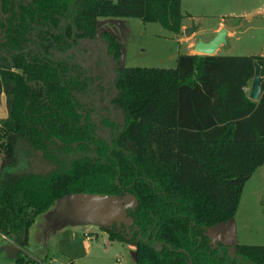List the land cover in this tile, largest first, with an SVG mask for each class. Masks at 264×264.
Listing matches in <instances>:
<instances>
[{
	"label": "trees",
	"instance_id": "16d2710c",
	"mask_svg": "<svg viewBox=\"0 0 264 264\" xmlns=\"http://www.w3.org/2000/svg\"><path fill=\"white\" fill-rule=\"evenodd\" d=\"M97 16H137L178 33L183 14L180 0H0V45L9 49L0 50V234L18 246L12 264H47L21 252L27 229L71 192L134 196L131 222L102 226L133 244L134 264H264V243L207 231L234 215L264 163V54L179 52L169 67L117 65L110 100L126 123L112 156L96 131L102 112L87 69L102 61L111 72L119 42L102 30L90 62L66 57L78 36L93 35ZM255 64L262 78L252 99L243 87Z\"/></svg>",
	"mask_w": 264,
	"mask_h": 264
},
{
	"label": "rangeland",
	"instance_id": "374dc122",
	"mask_svg": "<svg viewBox=\"0 0 264 264\" xmlns=\"http://www.w3.org/2000/svg\"><path fill=\"white\" fill-rule=\"evenodd\" d=\"M263 4V0H180L183 28L178 33L156 21H143L137 16H97L93 35L78 36L68 46L70 53L67 52L66 57L80 63L82 60L90 62L91 56L104 46L102 30L114 33L119 42L117 61L111 63V72L102 61L96 63L92 68L94 71L87 69L94 75L96 86L97 102L93 103H97V110L102 112V116L98 114L93 119L97 123L96 131L103 139V150H109L112 156L118 155L114 138L126 123L125 112L110 100L116 94L113 73L117 65L173 66L177 53L188 49L197 52L193 48L194 42L211 35L218 21L241 24L229 30L216 53L257 51L264 47ZM248 10L254 13L252 17H246L245 11ZM184 28L192 30L184 34ZM0 50L9 53L4 46ZM16 68L20 70L19 66ZM0 101V108H3V93ZM96 131L93 136H96ZM88 148L94 151L91 143ZM2 150L0 145V164L4 159ZM258 169L244 182L235 214L225 223L208 226L209 233L224 231L227 223L234 222L232 231L227 232L232 243H264V177L258 175ZM134 201L130 193L110 196L81 192L63 194L35 215L27 229L26 243L21 252L26 258L36 260H42L46 255L47 264H134L131 246L109 239L102 229L103 225L114 220L128 224L130 216L126 209ZM16 250L18 247L0 237V264H12ZM31 264H36V261Z\"/></svg>",
	"mask_w": 264,
	"mask_h": 264
},
{
	"label": "water",
	"instance_id": "95a60500",
	"mask_svg": "<svg viewBox=\"0 0 264 264\" xmlns=\"http://www.w3.org/2000/svg\"><path fill=\"white\" fill-rule=\"evenodd\" d=\"M251 15L247 14L246 17L249 18ZM241 22H238L236 24H227V23H222V25L214 32V34L208 38V39H200L198 38L194 44L193 48L198 52V53H205V54H212L214 53L215 49L218 47L220 43H223L225 40V35L227 31L232 30L239 26ZM192 28H184V34H188ZM260 80L261 77L259 75V68L258 65L255 64L254 66V72L252 75V82L250 85V89L248 91V97L252 99H256L258 96V92L260 89ZM3 93L2 90V82L0 79V96ZM129 222L131 221V218L128 220Z\"/></svg>",
	"mask_w": 264,
	"mask_h": 264
},
{
	"label": "crops",
	"instance_id": "0c3cea01",
	"mask_svg": "<svg viewBox=\"0 0 264 264\" xmlns=\"http://www.w3.org/2000/svg\"><path fill=\"white\" fill-rule=\"evenodd\" d=\"M263 11H264V4H263ZM245 14H250L251 16L250 17H252L253 15H254V13L252 12V10H248V11H245ZM222 25V22L221 21H218L217 22V24L213 27V29H212V32L213 33H211V35H209L206 39H208V38H210L211 36H212V34H214V32L220 27ZM182 28H183V24L181 23V26H180V30H182ZM229 33V31H227V33H226V35ZM226 35H225V37H226ZM180 39H181V37H180ZM224 43V42H223ZM222 43H220L219 45H218V47L221 45ZM217 47V48H218ZM216 48V49H217ZM263 48L264 47H262L261 49H259V50H257V51H253V52H248V53H237V54H251V53H259V54H264V51H263ZM216 49H215V51H214V53H216ZM184 52H192L190 49H188L187 51H184ZM219 54V53H218ZM222 54H227V53H222ZM260 75V74H259ZM260 77L262 78V75H260ZM251 82H252V77L251 78H249L248 80H247V83L244 85V90H245V92H246V94H247V96H248V91H249V89H250V85H251ZM260 90V89H259ZM258 95H259V92H258ZM258 97V96H257ZM5 104V103H4ZM1 109V112H0V115H5V112H6V108H5V106L3 107V108H0ZM1 117H4V116H1ZM4 160V159H3ZM259 168V169H258ZM258 169V175L259 176H261V178H263L264 177V163L263 164H260V165H258L254 170H257ZM253 170V171H254ZM252 171V172H253ZM248 179V178H247ZM246 181V180H245ZM133 205V203L130 205V207ZM235 214V213H234ZM125 219V218H124ZM123 219V220H124ZM228 220V219H227ZM226 221V220H225ZM218 223H225L224 221H222V222H218ZM218 223H215V224H218ZM234 228V222H233V224H231L230 222L229 223H227L226 224V227H225V229H227V230H225L224 229V231H221V232H219V231H216L215 233H209V234H211V236L213 237V238H218V239H222V240H225V241H227V242H229V243H232L230 240H231V235L229 236V234L227 235V232L228 231H232V229ZM208 231V230H207ZM209 232V231H208ZM0 237H2V239H8L7 237H5L4 235H2V234H0ZM11 243H13L10 239H8ZM14 244V243H13ZM129 246H131V248L133 249V244H131V243H127ZM16 247H18L16 244H14ZM17 251V250H16ZM16 253V252H15Z\"/></svg>",
	"mask_w": 264,
	"mask_h": 264
},
{
	"label": "bare ground",
	"instance_id": "6f19581e",
	"mask_svg": "<svg viewBox=\"0 0 264 264\" xmlns=\"http://www.w3.org/2000/svg\"><path fill=\"white\" fill-rule=\"evenodd\" d=\"M0 103H1V101H0Z\"/></svg>",
	"mask_w": 264,
	"mask_h": 264
}]
</instances>
